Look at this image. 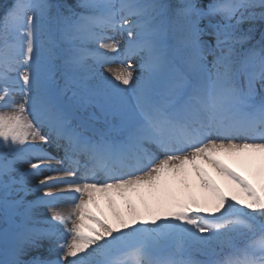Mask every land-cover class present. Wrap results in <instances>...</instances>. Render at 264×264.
Listing matches in <instances>:
<instances>
[{"label":"snow or ice","instance_id":"snow-or-ice-1","mask_svg":"<svg viewBox=\"0 0 264 264\" xmlns=\"http://www.w3.org/2000/svg\"><path fill=\"white\" fill-rule=\"evenodd\" d=\"M0 223V264H264V0H14Z\"/></svg>","mask_w":264,"mask_h":264},{"label":"bare ground","instance_id":"bare-ground-1","mask_svg":"<svg viewBox=\"0 0 264 264\" xmlns=\"http://www.w3.org/2000/svg\"><path fill=\"white\" fill-rule=\"evenodd\" d=\"M54 154H55V153H54ZM52 163L55 164L56 162L53 161ZM44 175H45V176L58 177V176H62L63 173H57V172H46ZM43 178H44V176L38 177L36 180H33L32 183H33V184H36V183H38V181H39L40 179H43ZM67 189H68V186H67V185H65V184H60V185H58V186L52 188L51 190H52L54 193L58 194V195H63V196H65V197H68V196H71L72 193L68 192ZM42 194H43L42 192H37V193H35L33 196H30L29 199H34L36 196H40V195H42ZM71 207H72V202H71L70 200H65V202L60 203V204H57V205L55 206V209L58 210V211H61V212L67 213V212H69V211L71 210ZM43 209L45 210L43 216H47V215L49 214V213H48L49 210H48L47 208H43ZM39 212L42 214V211H41V210H39Z\"/></svg>","mask_w":264,"mask_h":264},{"label":"trees","instance_id":"trees-1","mask_svg":"<svg viewBox=\"0 0 264 264\" xmlns=\"http://www.w3.org/2000/svg\"><path fill=\"white\" fill-rule=\"evenodd\" d=\"M59 2H66L67 4L74 5L76 0H59ZM14 3V0H0V17L4 15L7 8H10ZM257 38H259L257 36Z\"/></svg>","mask_w":264,"mask_h":264},{"label":"rangeland","instance_id":"rangeland-1","mask_svg":"<svg viewBox=\"0 0 264 264\" xmlns=\"http://www.w3.org/2000/svg\"><path fill=\"white\" fill-rule=\"evenodd\" d=\"M109 68H112V69L119 68V64H112V65L106 66L104 69H102V71H104L105 75L109 74ZM17 99L19 100V99H21V97H17ZM39 210L42 211V215H43L45 210L43 208L39 209ZM48 213H49V211H48ZM69 226H71V225H69ZM2 227H3V224L0 223V228H2ZM53 258H55V257H53ZM197 258H199V257H197Z\"/></svg>","mask_w":264,"mask_h":264}]
</instances>
